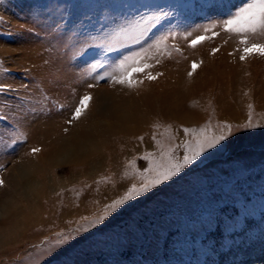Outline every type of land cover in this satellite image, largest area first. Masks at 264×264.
<instances>
[{
	"label": "rangeland",
	"instance_id": "374dc122",
	"mask_svg": "<svg viewBox=\"0 0 264 264\" xmlns=\"http://www.w3.org/2000/svg\"><path fill=\"white\" fill-rule=\"evenodd\" d=\"M245 2L0 0V264H264V36L223 27Z\"/></svg>",
	"mask_w": 264,
	"mask_h": 264
},
{
	"label": "snow or ice",
	"instance_id": "6c2138e0",
	"mask_svg": "<svg viewBox=\"0 0 264 264\" xmlns=\"http://www.w3.org/2000/svg\"><path fill=\"white\" fill-rule=\"evenodd\" d=\"M167 16V13H163L162 15H154L151 17L153 21H155L157 24L161 22L162 17ZM141 19H145L142 17ZM223 27L225 31L229 33H233L236 35H239L242 37L241 43L247 45L248 44V38L249 36H264V0H251V2H245V4L231 16V18L223 21ZM214 35H217L214 33ZM207 36H199L195 40L192 41V46L196 47L198 44L202 43L204 40L208 39ZM90 47L89 44L85 43L83 45V49L86 50ZM218 51V50H217ZM244 52L247 55H251L253 53H257L260 55H264V44H252L251 47H245ZM81 54H84L83 51ZM244 56H241V59H244ZM151 67V65H144V66H136L135 62L133 65L132 73H126L125 77L118 80V83H128L130 86L132 84L131 76L134 73H141L145 72L146 68ZM197 67L196 64H193V69ZM155 78V77H151ZM91 86V85H90ZM5 85H0V90H3L5 88ZM92 99L91 96H84L81 101L80 105L76 108L74 112V117L76 119H79L80 116L83 114L85 110L88 108V102ZM224 139L223 136L219 137L218 140L215 142L218 143L219 140ZM15 141H13L14 143ZM214 144L212 142L208 143V147H213ZM203 150V149H202ZM34 152L39 151V149H33ZM198 153H194L191 158L185 157L184 163H190L191 160H194L196 158V155ZM180 165H173L172 168L163 174V179L167 180L172 175H175L176 172L180 170ZM161 182L160 180H157V183ZM3 181L0 180V184H2ZM130 198V197H129Z\"/></svg>",
	"mask_w": 264,
	"mask_h": 264
},
{
	"label": "bare ground",
	"instance_id": "6f19581e",
	"mask_svg": "<svg viewBox=\"0 0 264 264\" xmlns=\"http://www.w3.org/2000/svg\"><path fill=\"white\" fill-rule=\"evenodd\" d=\"M106 96H107V95H102V96H99L98 98H100V99L102 100V99H104ZM98 98H96V101L98 100ZM89 135H91L89 131H86V132L83 131V133H81V134L79 135L80 137H78V139H77V143H78L77 146H81V145H83L82 142L84 141V139H83L82 142H80V144H79V140H81L80 138H82L83 136H86V137H87V136H89ZM86 139H87V138H86ZM86 139H85V141H86ZM89 142H91V141H89ZM90 145H91V144H89V146H90ZM69 150H73V148H72V149H69ZM49 151H50V150H49ZM61 154H64V155H65V153H61V152H59V151H58V152H54V153H53V151H52V155L50 154V157H49V158H50V159H57L58 157L60 158Z\"/></svg>",
	"mask_w": 264,
	"mask_h": 264
}]
</instances>
